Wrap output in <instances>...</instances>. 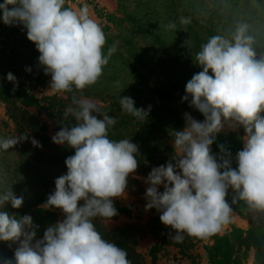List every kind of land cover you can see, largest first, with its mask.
I'll list each match as a JSON object with an SVG mask.
<instances>
[{"label": "clouds", "instance_id": "1", "mask_svg": "<svg viewBox=\"0 0 264 264\" xmlns=\"http://www.w3.org/2000/svg\"><path fill=\"white\" fill-rule=\"evenodd\" d=\"M65 5L66 0L0 3L3 23L23 25L35 44L39 64L51 76L48 91L73 94L63 118L75 121L52 137L53 143L75 151L65 160L67 173L55 179V191L43 205L62 210L65 218L37 239L39 226L30 215L3 210L6 204L21 208L24 197L11 188L0 192V241L18 245L13 258H0V264H132L127 251L104 239L94 221L118 214L114 199L126 195L128 177L139 164L138 146L130 139H110L116 119L93 100L76 95L103 75L116 45L105 54L106 35L87 4L78 10ZM180 22L191 21L181 17ZM166 27L173 30L176 24ZM254 43L249 25L241 22L230 35L214 34L201 45L195 63L202 71L186 83L182 100L190 97L189 106L204 120L185 113L186 126L173 132L174 162L154 167L145 180V211L160 212L161 223L175 233L170 234L174 243L185 236L207 239L220 233L234 219L233 205L241 202L255 223L264 224V54H257ZM7 80L18 83L11 72ZM119 103L139 120L151 110L137 108L127 96H120ZM226 125L242 127L245 133L236 167L224 144L218 146L219 156L211 148ZM27 139L26 134L0 139V150ZM31 142L42 147L34 138Z\"/></svg>", "mask_w": 264, "mask_h": 264}, {"label": "rangeland", "instance_id": "2", "mask_svg": "<svg viewBox=\"0 0 264 264\" xmlns=\"http://www.w3.org/2000/svg\"><path fill=\"white\" fill-rule=\"evenodd\" d=\"M85 4L106 35L105 54L107 47L116 45L117 50L99 80L76 95L93 100L102 112L113 115L117 123L110 130L120 131L125 139L129 136V125H137V119L132 120L115 103H119L120 96L129 97L126 85L130 74L124 58L129 59L131 32L147 29L162 33L168 44L179 50L189 39L185 34L189 33L188 24H182L181 17L190 19L192 30L211 28L229 35L237 23L243 22L249 25L254 38L264 32V0H66L65 6L78 10ZM129 20H135L136 24ZM170 23H175L176 28L167 29ZM38 57L39 52L27 39L23 25H6L0 19V139L28 136L13 148L0 150V192L11 188L16 196L24 197L21 208L13 209L6 204L3 210L18 216L30 215L40 226L44 222L49 227L65 217L62 210L46 209L43 205L55 191V179L67 173L63 154L69 151L74 155L75 151L67 144L53 143L52 137L62 126L70 127L75 121L71 116L68 120L63 118L73 94L48 91L51 76L45 75ZM29 68L30 72L26 70ZM9 72L16 77L17 84L7 80ZM191 116L204 120L195 114ZM185 126L183 113L171 137ZM244 135L242 127L233 130L226 125L211 146L213 154L219 156L218 146L224 144L232 153V166L236 167L235 155L243 148ZM33 138L42 147L34 146ZM171 147L169 155L174 157L173 141ZM154 167L158 166L140 161L136 172L128 177L126 195L114 199L118 214L110 220H95L107 231L127 228L139 257L137 264H264V224L253 221L243 202L233 205L234 219L220 233L207 239L185 236L182 243H174L170 234L175 233L161 223L160 212L155 208L145 211L148 187L145 180ZM159 191H163V186ZM231 195L229 190L230 203ZM41 210L45 212L39 213ZM36 238L41 239L39 233ZM17 246L0 241V258H13Z\"/></svg>", "mask_w": 264, "mask_h": 264}, {"label": "trees", "instance_id": "3", "mask_svg": "<svg viewBox=\"0 0 264 264\" xmlns=\"http://www.w3.org/2000/svg\"><path fill=\"white\" fill-rule=\"evenodd\" d=\"M129 21H132L133 25L136 24L135 20ZM187 26L189 33L185 34L189 39L182 50L170 46L164 35L159 32L143 29L142 32H131L129 35V59L124 58L130 74L129 84L126 85L129 89L127 92L135 101L137 108L147 110L151 106V110L145 120H139L129 114L132 120L137 119V125H129L127 139L138 146L137 159L144 164L160 166L169 161L174 162L173 156L169 155L173 141L171 133L178 127L182 114L204 117L198 110L189 106L190 97L188 101H183L182 98L186 94V83L195 73L202 71V68L195 63V55L201 45L212 35L224 34V32L211 28H206L205 31L192 30L190 23ZM254 47L258 55L264 54V32L255 37ZM117 56L120 54L118 53ZM115 104L120 106V103ZM112 106L114 104H111ZM109 138L116 141L125 139L120 131L111 130H109ZM63 155L66 159L72 154L67 151ZM43 212L45 211H39V213ZM34 220L33 218L34 225L39 226L37 233L42 238L47 227L43 221V226H40V223ZM94 223L104 239L126 250L128 259L132 264H137L139 257L134 251L133 236L128 233L126 227L107 231L99 222L94 221Z\"/></svg>", "mask_w": 264, "mask_h": 264}]
</instances>
